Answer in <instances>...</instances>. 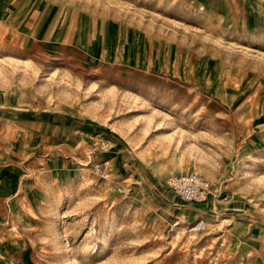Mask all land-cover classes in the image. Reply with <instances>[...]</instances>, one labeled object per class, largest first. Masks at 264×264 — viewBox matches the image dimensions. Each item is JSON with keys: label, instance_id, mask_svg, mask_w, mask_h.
I'll return each mask as SVG.
<instances>
[{"label": "rangeland", "instance_id": "1", "mask_svg": "<svg viewBox=\"0 0 264 264\" xmlns=\"http://www.w3.org/2000/svg\"><path fill=\"white\" fill-rule=\"evenodd\" d=\"M17 132L45 150L0 264H264V0H0ZM188 170L201 203L164 184Z\"/></svg>", "mask_w": 264, "mask_h": 264}, {"label": "crops", "instance_id": "2", "mask_svg": "<svg viewBox=\"0 0 264 264\" xmlns=\"http://www.w3.org/2000/svg\"><path fill=\"white\" fill-rule=\"evenodd\" d=\"M15 137L11 141L4 136L0 143V257H9L15 251L8 213L15 210L17 186L23 187L30 178L38 177L41 169L35 168L42 163L38 154L45 150V145L35 137L28 138L23 132L15 133Z\"/></svg>", "mask_w": 264, "mask_h": 264}, {"label": "built area", "instance_id": "3", "mask_svg": "<svg viewBox=\"0 0 264 264\" xmlns=\"http://www.w3.org/2000/svg\"><path fill=\"white\" fill-rule=\"evenodd\" d=\"M111 166L108 160L91 165V172L102 179L109 177ZM166 187L174 193L182 202L199 203L209 191V183L199 173L194 170H188L179 174H169L164 179ZM201 227L200 222L193 227Z\"/></svg>", "mask_w": 264, "mask_h": 264}, {"label": "bare ground", "instance_id": "4", "mask_svg": "<svg viewBox=\"0 0 264 264\" xmlns=\"http://www.w3.org/2000/svg\"><path fill=\"white\" fill-rule=\"evenodd\" d=\"M182 172H184V171H182ZM182 172H176V173H173V174H179V173H182ZM206 196H207V195H206ZM205 198H206V197H205ZM205 198H204V199H205ZM204 199H203V200H204ZM203 200H202V201H203ZM202 201H201V202H202ZM201 202H200V203H201Z\"/></svg>", "mask_w": 264, "mask_h": 264}]
</instances>
